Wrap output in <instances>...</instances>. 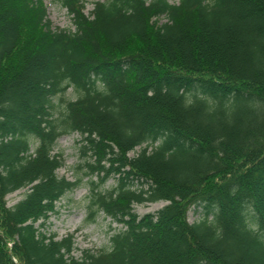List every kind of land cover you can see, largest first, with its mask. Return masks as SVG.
Here are the masks:
<instances>
[{
    "label": "trees",
    "instance_id": "obj_1",
    "mask_svg": "<svg viewBox=\"0 0 264 264\" xmlns=\"http://www.w3.org/2000/svg\"><path fill=\"white\" fill-rule=\"evenodd\" d=\"M58 1L72 31L0 0V264H264V0ZM67 132L96 177L86 219L120 225L79 258L34 225L78 183L55 173Z\"/></svg>",
    "mask_w": 264,
    "mask_h": 264
},
{
    "label": "rangeland",
    "instance_id": "obj_2",
    "mask_svg": "<svg viewBox=\"0 0 264 264\" xmlns=\"http://www.w3.org/2000/svg\"><path fill=\"white\" fill-rule=\"evenodd\" d=\"M46 10L47 19L50 22L51 29L73 30L71 16L58 0H42ZM84 5V13L92 9L94 1L104 0H81ZM172 1V0H169ZM175 1V0H174ZM163 18H160L162 20ZM75 92L70 88L56 96L53 99L54 111L58 112L63 109L64 102L74 99ZM81 136L77 132H67L56 138L52 147V154H60L61 164L55 170L58 177L67 180H78L77 185L70 191L65 192L55 203V212L50 214L48 218L41 224L40 220L35 222L38 231L44 235H53L54 239H60L67 234L72 235L73 249L70 254L74 258H79L84 250L94 252L107 246L108 236L120 228L119 224L111 221V219L102 212L97 211L91 220H87V202L89 192V181L96 182L94 175H89V170L85 162H89L88 155L80 153ZM137 147L134 148V151ZM129 155L132 152L128 153ZM114 176H109L99 190L109 189L114 186ZM26 188L17 189L5 195L6 206H11L23 197ZM164 201L144 202L133 205V211L138 216L146 212H154L160 208ZM201 211H195L192 207L187 210L186 220L194 222L201 217Z\"/></svg>",
    "mask_w": 264,
    "mask_h": 264
}]
</instances>
